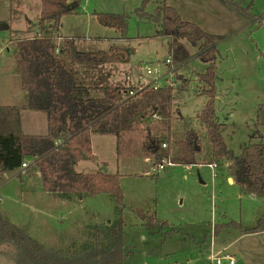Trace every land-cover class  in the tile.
<instances>
[{"label": "rangeland", "instance_id": "1", "mask_svg": "<svg viewBox=\"0 0 264 264\" xmlns=\"http://www.w3.org/2000/svg\"><path fill=\"white\" fill-rule=\"evenodd\" d=\"M67 1L74 7L71 13L62 16L63 27L53 33L56 53H59L64 39H69L58 38L60 34L69 36L81 31L77 33L75 43L78 49L87 52L89 49L96 51V46L105 41L103 38L109 41V37H119L116 29L100 26L91 18L94 13L102 12L129 16L125 36L110 39V44L122 45L123 57L128 55L132 64H137L134 62L139 59L143 63L139 72L147 81L153 76L146 74V66L170 58L167 37L156 36L155 25L135 12L142 0ZM237 1L252 14H257L255 17L261 15L262 19L259 27L251 26L245 33L223 39L217 47L215 119L222 124L221 134L227 148L235 155L249 142H264V126L255 125L258 105L264 103V0ZM161 2L150 0L144 10L154 13ZM212 2L225 6L223 8L234 17L227 19L216 12H207L213 7ZM166 3L174 7L183 20L212 33L226 35L234 28L235 18L249 21L220 0H167ZM41 6V0L0 1V106H17L21 101V107L26 101L27 108V97L16 70L15 41L39 32ZM215 28H220V32ZM186 46L187 59L179 64L172 63L176 67L171 86L172 117L153 118V108L146 110L142 117L139 115L127 122L119 135H100L103 140L95 138L93 146L98 153L97 161L82 160L75 167L78 172L101 169L117 173L124 196L121 211L107 194L78 200L76 196L65 198L45 192L35 168L27 170L33 162L31 160L20 170L22 175L9 179L10 173L1 182L0 214L47 248L57 249L64 255L92 244L96 228L120 217L124 222L122 241L127 256L124 264H210V245L214 253L233 257L234 264H264V233H242L264 218V198L241 193L237 184L227 179L226 162L212 161L205 127L197 117L206 100L205 95L199 94L198 79L206 65L196 56L198 45ZM84 66L93 68L95 65ZM122 68L123 78L126 75V78L132 77L133 83L134 76L126 74V66ZM162 69L167 71L169 68L163 65ZM179 75L183 78L178 79ZM124 82L126 88L130 87L127 79ZM164 85L167 84L162 83L160 87ZM17 108L19 116V106ZM188 130L195 131L200 139L197 163L188 166L164 160V169L157 170L154 159L145 151V136L149 134L150 140L166 137L171 152H174L177 142ZM138 210L168 223L161 230L150 233L145 229ZM15 254L16 249L11 243L0 244V264H16Z\"/></svg>", "mask_w": 264, "mask_h": 264}, {"label": "trees", "instance_id": "2", "mask_svg": "<svg viewBox=\"0 0 264 264\" xmlns=\"http://www.w3.org/2000/svg\"><path fill=\"white\" fill-rule=\"evenodd\" d=\"M149 1L142 0L135 12L155 25L156 36L169 39L171 62L179 64L186 60V45L190 44L198 45L197 58L206 65L198 78L199 94L205 95L206 100L197 117L205 127L212 161L226 162L228 174L241 193L264 198V142H249L235 155L227 148L221 134L222 124L215 119L216 43L220 36L183 20L174 7L167 5V0H162L154 13H148L144 9ZM220 1L246 19L255 17L235 0ZM41 4L38 15L41 35L16 39L15 64L21 89L27 97V108L46 113L48 130L43 135L23 134L19 128L18 108L0 106V183L5 180L6 172L20 169L22 162L30 158L33 162L27 169L35 168L45 192L65 198L107 194L121 211L124 196L117 173L101 169L94 173H80L74 165L80 160H96L91 149L92 133L119 135L127 122L151 108L152 112L170 119L173 87L164 85L154 90L147 86L137 91L136 94L146 101L144 105L137 101L139 99L126 98V87H105L104 95L98 98L79 97L72 65L111 64L126 59L113 47L109 51H75L73 41L66 38L56 53L53 33L58 31L62 16L71 13L73 8H68L67 0H41ZM94 16L100 25L114 28L120 36H125L129 16L102 12L94 13ZM255 125L264 126V103L258 105ZM259 135L262 138L260 132ZM152 139L146 137L143 143L156 164L164 160L188 166L197 163L196 155L201 148L195 131L188 130L177 142L174 152H171L169 144L164 143L166 137ZM195 146L199 149L196 150ZM138 214L150 233L167 225L166 221L157 220L148 212L138 210ZM123 225L120 217L101 224L94 232L92 244H85L79 250L64 255L57 249L47 248L0 214V244L11 243L15 247L16 264H124L127 256L122 241ZM263 231L264 218L258 219L253 228L242 230V233Z\"/></svg>", "mask_w": 264, "mask_h": 264}, {"label": "crops", "instance_id": "3", "mask_svg": "<svg viewBox=\"0 0 264 264\" xmlns=\"http://www.w3.org/2000/svg\"><path fill=\"white\" fill-rule=\"evenodd\" d=\"M188 1H192V0H188ZM196 1L200 2L201 0H196ZM235 1H237V0H235ZM212 6L213 7L211 8V10H209L207 12H216L218 16L221 15L220 17H222V18H226L227 17V19H229L230 17L231 18L234 17V15L228 13L229 10L227 11V10H225L223 8L225 6H223V7L222 6H217V4H214V2H212ZM197 9L202 11V12H206L205 10H203L201 8L200 9L197 8ZM255 15H257V14H255ZM92 17L95 19V17L91 15V18ZM261 17H262L261 15H258L257 17H254L251 20L248 19L249 21L244 20L242 18L241 19L243 21L241 19L235 18L233 20L234 28L229 30L230 32L227 33L226 35H222L220 33H212V31H210L208 29H205V28H203V30L205 29L206 32H211V34H215V35H219L220 36V39L216 43V45L218 47L219 43L223 39H224L223 41L229 40V39L233 38L234 35H239V34L245 33L246 29L251 27V26L252 27H259L261 25V19H262ZM97 24L100 25L99 23H97ZM62 27H63V23L61 22V26L59 27V30ZM106 28H108V27H106ZM109 29H112V28H109ZM215 30H218L217 32H220V28H215ZM78 32H81V31H77V33ZM77 33L75 32L72 35L69 34V36H62V34H60V36L58 38L67 37V38H69V39H71L73 41V45H74L75 51L87 52V51H83L81 49H78V46L75 43V37H76ZM109 38L118 40V39H121V36H119L117 38L115 36L114 37H109ZM140 38L147 39L149 37H140ZM98 39H102V38L99 37ZM103 39H105V41L103 43H99V45L96 46V48H97V49H95L96 51H98V50H109L111 47H113L116 52L123 54V52L120 51V48H122V45H120V44L116 45V43L113 45V44H110V42H111L110 39H109V41H107V38H103ZM124 39H127V38H124ZM154 39H156V37ZM97 41H100V40H97ZM93 50L94 49H89V51H93ZM168 51H169V39H168ZM134 53H135V51H134ZM124 58L126 60L122 61V62H115V63H111V64L110 63L109 64H99V65H95L93 68H86L84 66V64H82V65H80V64L72 65V69H73L74 76H75V79H76L75 80L76 81V86H77L76 94L79 97H82V98H98V97H102L104 95L105 87L125 88L127 85L125 84L124 79L126 81V76H127L126 74H130V73H131V75L134 76V82L133 83H131L132 82V77L128 76L129 80H130L129 81V84H130L129 86L133 90L136 89L139 85H142V84H146L147 85V84L152 82L153 79L147 81V79L144 77L143 73L139 72L140 65L143 64V63H140L139 59H136V62L133 61L134 63H137V64H132L131 63V58L128 55H125ZM128 64H129V69H128ZM122 66L123 67L126 66L127 67V72H128V73L125 74L126 76L124 78H123V75H122V70H123ZM90 70H92V71L89 72ZM182 78H183L182 75L178 76V79H182ZM136 92H137V90H135V94L132 97H129V98H131L133 100L139 99L137 101H139V102L141 101V103L143 105L146 104V101L144 100V98L142 96L137 95ZM24 95H26V94H24ZM126 98H128V97H126ZM25 103H26V101H25ZM25 103L22 104V106L20 107V105H21V101H20L19 104L17 105V106H19L18 119H19L20 131L23 134H29V135H43V134H46L47 130H48V121H47L46 113L44 111H39V110H30V109L26 108ZM1 106H6V105H1ZM8 106H11V105H8ZM144 111H142V113H146ZM142 113L140 114V116L142 115ZM151 116L153 118H159V115L156 114L155 111L151 113ZM138 117L139 116H136L135 118L137 119ZM135 118H133V119H135ZM104 134H112V133H92L91 134V149H92V153H93V155L95 156V159H96L94 161H97L98 153L94 150L93 140L95 138L103 140L104 138L101 137L100 135H104ZM168 136H169V134H168ZM146 137H149V134H147L145 136V138ZM145 138H144V140H145ZM164 143L168 144L166 141ZM145 151L147 153H149L150 156L153 159V155L148 150L145 149ZM28 159L29 158H27L26 160H28ZM80 161H82V160H80ZM80 161L75 163L74 168L76 167L77 163H79ZM83 161H92V160H83ZM20 170H21V168L16 170V171L6 172L5 173V178L10 173H11V175L9 176V179L11 177L16 176V175H19V176L22 175ZM96 171H94V172H96ZM94 172H90V173H94ZM80 173H88V172H84L83 171V172H80ZM36 174H37V172H36ZM37 176H38V174H37ZM227 179H228V181H230V179H231V183H234L233 179L231 177L227 176ZM3 182L4 181H2V183ZM2 183H0V185ZM76 198L78 200H82L84 197H76ZM263 233H264V231H263ZM209 248H213V246L210 245Z\"/></svg>", "mask_w": 264, "mask_h": 264}, {"label": "built area", "instance_id": "4", "mask_svg": "<svg viewBox=\"0 0 264 264\" xmlns=\"http://www.w3.org/2000/svg\"><path fill=\"white\" fill-rule=\"evenodd\" d=\"M36 35H40V33L38 32ZM165 66L166 68H169L167 71H164L162 69V66ZM172 62H171V59L170 58H166L164 60L163 63L161 62H157L155 65H152L151 67H146V73L148 75H152L153 76V80L151 83L149 84H142V85H139L137 87V89H131L130 87H127L128 90H127V94H126V97H132L134 94H135V90L139 91L145 87H150L152 89H157L160 87V84L162 83H165L169 86H172L174 84V78H173V73L175 72V69L176 67H173L172 66ZM168 75V77H167ZM168 78V79H167ZM128 81L129 80V77L126 78ZM166 144H162L163 147H165ZM31 160L32 159H28V160H25L24 162H22L21 164V169L23 170L24 168H26L30 163H31ZM164 163H160V164H157V170L159 169H164ZM169 163V162H167ZM210 167L214 168L216 165L215 164H209ZM154 169V168H153ZM23 173V172H21ZM208 259L210 261V264H223L225 261H227L228 264H234V259L233 257H231L230 255H225V256H221L220 253H214L213 252V249L210 248L209 250V254H208Z\"/></svg>", "mask_w": 264, "mask_h": 264}, {"label": "water", "instance_id": "5", "mask_svg": "<svg viewBox=\"0 0 264 264\" xmlns=\"http://www.w3.org/2000/svg\"><path fill=\"white\" fill-rule=\"evenodd\" d=\"M73 7H74V5H71V4H70V5H68V8H73ZM195 149H196V150H198V149H199V147H198V146H195Z\"/></svg>", "mask_w": 264, "mask_h": 264}]
</instances>
